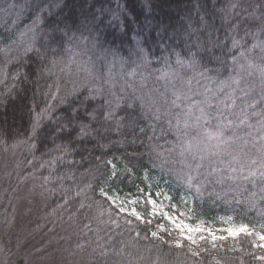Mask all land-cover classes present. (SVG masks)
<instances>
[{
	"label": "trees",
	"instance_id": "16d2710c",
	"mask_svg": "<svg viewBox=\"0 0 264 264\" xmlns=\"http://www.w3.org/2000/svg\"><path fill=\"white\" fill-rule=\"evenodd\" d=\"M228 2L0 0V148L18 149L17 162L26 171L29 163L44 165L42 239L60 240L58 249L77 256L63 258L61 264H70V258L72 264H264V247L255 234L217 240L215 247L209 239L198 241L193 250L199 256L188 252L187 241L184 248H174L145 240L146 226L126 224L134 218L119 213L98 190L112 184L121 193L139 195L138 188L145 191L151 181L167 182L177 194L191 195L195 221L232 217L251 230H264L259 179L255 184L218 183L202 175L197 181L201 192L189 190L181 176L199 156L183 151L187 143L182 138L203 141V130L191 126L178 134L169 126V120L175 125L185 104L203 101L206 90L221 89L214 104L223 99L236 87L233 77L253 95L261 92L264 77L258 69L264 67V50L253 44L264 41V0H231L238 7L224 20L220 10ZM230 25L238 30L232 32ZM232 36L244 47L232 48ZM241 51L245 56L233 64ZM177 55L183 66L176 63ZM162 70L173 75L161 79ZM113 93L121 97L119 108ZM173 93L181 95L179 106L172 104ZM109 101L113 120L103 116L110 110ZM92 112L96 120L87 117ZM81 124L89 126L85 136L78 135ZM60 125L75 130L71 136L62 134ZM250 131L242 128L235 135L247 137ZM224 135L233 136V131L227 129ZM259 148L251 138L246 144L237 139L223 146V158L236 155L246 175L255 167L251 160L261 157ZM113 164L120 179L107 181ZM45 177H50L47 183ZM88 184L96 190L87 189ZM252 192L257 193L255 200ZM81 202L90 207L81 209ZM138 208L146 210L141 204Z\"/></svg>",
	"mask_w": 264,
	"mask_h": 264
},
{
	"label": "snow or ice",
	"instance_id": "6c2138e0",
	"mask_svg": "<svg viewBox=\"0 0 264 264\" xmlns=\"http://www.w3.org/2000/svg\"><path fill=\"white\" fill-rule=\"evenodd\" d=\"M9 6L11 7L12 5ZM237 7V3L229 0L225 7L220 10L222 13V19L230 20L232 15L235 14V9ZM230 30L236 32L238 26L230 25ZM262 31H264V29H262ZM228 38L229 37L226 36V39ZM219 43V40H217V44ZM231 46L234 49L244 47V45L241 44V41L236 39L235 36L231 37ZM253 47H259L264 50V41H257L253 44ZM244 56L245 52L243 51L239 53V56L234 55L233 64H236L238 60ZM192 62H194V57ZM176 63L178 65H184V61L179 55H177ZM249 67L251 68L255 66L249 64ZM85 70L87 71V69ZM258 70L260 71L261 76L264 77V67H259ZM129 75L134 76L135 72H130ZM171 75H173L172 72L162 70L160 78H168ZM231 82L236 87L226 93L223 96V99L216 100L215 104L213 101L216 99V92L221 91V89H217L216 91L208 89L204 93L203 101L192 99L190 103L183 106L182 111L176 114L175 125H172L171 120H169V126L174 127L178 134L180 133L181 128L186 130L191 126L203 130V141L198 139L197 142L193 144L190 140L183 149V151L198 155L199 162L194 165H186L189 171L181 176V180L184 186L189 190L195 188L196 193L199 194L201 192L202 184L197 181L202 175L205 180L208 178H216L218 183H222L225 180H231L242 182L250 181L255 184L258 178L261 184L258 194L261 200H264V85H262L260 94L255 96L252 94L251 88L240 87L241 81L238 77L231 78ZM221 84L223 85L224 82H221ZM173 95L175 96V99L172 101L173 106H179L181 95L178 93H173ZM113 99L115 107L119 108L121 97H117L113 93ZM185 99L190 98L185 97ZM108 107L110 110L103 114L104 119L113 120L115 118V114L111 110L113 107V101H109ZM87 117L92 120L97 119L94 112L87 113ZM156 118H159L158 114ZM253 120H255V123L252 122ZM190 121H192V123H190ZM88 128V125L81 124L78 135H87ZM242 128H248L252 131L247 133V137L236 136V131ZM35 129L36 125H33L34 133ZM227 129L233 131V136L224 135V132ZM74 130V128L70 129L68 125H60V132L62 134L71 136L72 131ZM253 133H255V136H253ZM248 138L253 139L255 143L260 145L259 151L261 152V157L259 160H251V165L255 167H249L247 169V174L245 175V166L240 163L239 158L236 155L229 154L230 159L227 160L223 158V146L237 139L242 140L246 144ZM202 142H204L203 146H201ZM59 147L60 146H58V148ZM63 151L66 152L67 148L65 147ZM56 159L57 158L54 157L51 163L55 164ZM193 159L195 160L196 156H194ZM45 163L49 162L46 161ZM108 163L111 164V161ZM237 165H239V167H237ZM43 166L44 165L42 164L41 167ZM202 168H206V172L202 173ZM125 171L130 172L129 169H125ZM193 172L196 173L195 176L192 175ZM120 175L121 173L116 170V166L113 164L111 174L108 175L106 179L107 181H116L120 179ZM44 180L45 183H47L50 180V177H45ZM85 187L92 191L96 190L91 184H88ZM98 190L102 197H105L107 201H111V203L119 209V213H128L134 218V220L126 219V224L134 226V221H136L146 226V232L143 239L159 241L161 244L174 248H184V241H187V250L193 256L200 255L199 251L193 250V246L197 245L198 241H203L207 238L204 235L205 232L208 237H211L213 247H215V241L226 238L224 236L215 235V231L227 232L231 236H235L238 232H249L248 226L244 224L239 225L238 228L227 227L214 230L211 228H204L202 221H198L194 225L186 223L185 221L188 219L189 215L196 211L195 206L189 207L188 201L184 199H181L179 203H174V198L163 191L153 194L151 191L145 192L143 189L138 188L139 197L133 199L131 203L133 205L141 204L144 206L146 210L141 212L137 211L135 207L131 209L125 208L123 201L117 203L118 198L114 195H109V192L105 190V187H99ZM82 192L83 189L77 191L76 196H81ZM249 195L252 200H255L257 193L252 192ZM165 201H167V203H165ZM67 202L66 198L65 203ZM85 207H90V205H85L81 202L80 208L83 209ZM157 220L159 222H157ZM166 225H170V227ZM85 227H88V225H85ZM261 227L264 228V225ZM173 232L176 233L175 236H173ZM255 234L258 235L260 241H264V233ZM136 236L140 237V232H136ZM260 259L264 260V256L260 257Z\"/></svg>",
	"mask_w": 264,
	"mask_h": 264
},
{
	"label": "rangeland",
	"instance_id": "374dc122",
	"mask_svg": "<svg viewBox=\"0 0 264 264\" xmlns=\"http://www.w3.org/2000/svg\"><path fill=\"white\" fill-rule=\"evenodd\" d=\"M182 140L183 143H187L186 139L182 138ZM196 142L197 140L193 144ZM17 153L18 149L16 148H0V264H61L63 258L68 256L77 258L76 254L71 252L72 250H63V247L57 248L56 242L58 243L60 240L42 239V229L46 224L41 206L45 200V196L43 197L45 187L40 181L42 167L36 168L32 163H29L30 170L26 171L21 168V163L18 164ZM104 187L109 195L118 198L117 203L123 201L125 208L135 207L137 211H140L139 204L131 203L139 195L121 193L112 184H107ZM174 189L175 187L167 182L158 183L155 180V182H149L145 192L151 191L155 194L163 191L174 198V203H179L181 199H184L188 201L189 207L193 206L191 195L187 193L179 195ZM185 222L194 225L198 221L194 220L192 213ZM202 222L204 228L214 230L227 227L238 228L241 225L232 217H221L217 221L206 222L203 220ZM166 226L170 227V225ZM244 233L238 232L235 236H231L227 232L215 231L214 234L227 238L237 237ZM247 233H264V230L254 231L249 228ZM204 235L207 237L206 239L211 240L206 232ZM255 236L258 243L264 245V241H260L258 235L255 234ZM67 260L70 264L75 262L71 258Z\"/></svg>",
	"mask_w": 264,
	"mask_h": 264
}]
</instances>
